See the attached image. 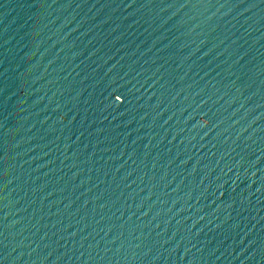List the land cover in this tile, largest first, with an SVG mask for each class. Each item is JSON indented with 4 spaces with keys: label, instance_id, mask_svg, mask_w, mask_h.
Wrapping results in <instances>:
<instances>
[{
    "label": "water",
    "instance_id": "obj_1",
    "mask_svg": "<svg viewBox=\"0 0 264 264\" xmlns=\"http://www.w3.org/2000/svg\"><path fill=\"white\" fill-rule=\"evenodd\" d=\"M0 264H264V0H0Z\"/></svg>",
    "mask_w": 264,
    "mask_h": 264
}]
</instances>
